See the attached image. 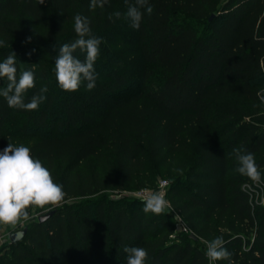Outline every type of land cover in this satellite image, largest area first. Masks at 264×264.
Wrapping results in <instances>:
<instances>
[{"label":"trees","instance_id":"1","mask_svg":"<svg viewBox=\"0 0 264 264\" xmlns=\"http://www.w3.org/2000/svg\"><path fill=\"white\" fill-rule=\"evenodd\" d=\"M149 4L153 12L141 9L139 29L129 20V46L118 52L143 61L138 85L114 63L106 67L109 55L100 50L96 86L83 82L69 92L58 85L55 59L62 44L78 39L74 17H88L93 35L111 38L122 28L125 0L94 10L90 0H0V62L15 52L17 75L22 60L34 72L26 103L49 89L34 111L10 108L0 96V151L12 122L34 129L27 147L65 192L47 219H34L22 240L0 250V264H127L125 247L146 249L145 264H229L210 261L201 236H222L232 264H264V205L245 187L252 181L236 171L233 151L254 154L264 170V109L250 103L261 102L264 88V0ZM116 11L121 17L110 20ZM74 55L85 56L79 49ZM7 83L0 78V89ZM176 160L185 173L168 194L195 237L176 231L165 212L146 214L142 199H83L137 178L144 186L153 179L151 165ZM91 161L111 171L85 167Z\"/></svg>","mask_w":264,"mask_h":264},{"label":"clouds","instance_id":"2","mask_svg":"<svg viewBox=\"0 0 264 264\" xmlns=\"http://www.w3.org/2000/svg\"><path fill=\"white\" fill-rule=\"evenodd\" d=\"M43 3V0H41ZM109 0H90V9L104 8ZM127 4L126 18L131 26L139 29L145 9L151 15L153 8L149 0H134ZM121 13L116 11L109 15V19H119ZM74 30L78 36L74 42L62 44L55 59V75L59 87L64 91H77L83 82L88 90L96 86L98 73L95 62L100 55L102 39L92 34L90 20L84 15L74 17ZM31 41V37L27 42ZM0 40V46L4 45ZM80 50L85 54L81 60L74 53ZM33 52L35 49L32 50ZM32 53L29 52L30 56ZM16 54L11 52L0 62V78H6L8 83L0 89V96L4 97L10 108L26 111L37 110L46 100L47 86H42L39 92L33 94L29 102H25L24 94L35 88V74L31 70H22L17 75ZM264 101V96L260 97ZM238 162L236 171L248 177L255 183L261 182V172L256 164L254 154L241 149H234ZM65 197L63 186L54 182L51 172L39 159L33 158L29 147L14 146L9 143L0 151V225L15 227L21 221L30 219L29 209H44L46 206L59 205ZM170 207L164 195L160 192L148 193L144 200L143 211L154 215H161ZM2 242V241H0ZM225 241L218 236L207 243V257L210 261L228 260L232 264V254L224 247ZM127 264H145L148 252L142 247H125Z\"/></svg>","mask_w":264,"mask_h":264},{"label":"rangeland","instance_id":"3","mask_svg":"<svg viewBox=\"0 0 264 264\" xmlns=\"http://www.w3.org/2000/svg\"><path fill=\"white\" fill-rule=\"evenodd\" d=\"M125 13V12H123ZM122 28H118L117 31L113 34L111 38H101L102 43L100 44L99 48L104 53H107L109 55L108 61H106L105 66L109 67L112 63H114L125 75L127 82L129 84H132L131 86H137L140 79H141V73L143 71V61L141 58L135 54L133 58L130 59H120L118 58V52L123 49L126 46H129V43L126 40V29L129 28V20L126 18V15H123L122 18ZM37 29V28H36ZM22 70H25V61L22 60ZM261 96H264V88L260 90ZM256 106L262 107L261 109H264V101L261 100V102H250ZM23 124L21 121H15L12 122L8 129H7V135H8V144L11 143L14 146H28L30 143V140L33 138V135L35 133V130L32 128H29L26 132H24L22 128ZM59 134H62V129L58 132ZM183 163H180V160H176L172 163H167L165 165L160 164H153L149 167V172L153 174V179L151 181H148L147 184L144 186H140L139 179H134L133 181L129 182L124 189H113V188H104L102 189L99 194L93 195L88 198L83 199H94L96 196L99 195H106L109 197H113L115 199L122 198V197H128L130 199H142L137 196V193L142 188H147L151 192H160L161 193V186L160 184L162 181H167L168 186L165 189L164 197L167 201H169L170 207L165 210L166 215L169 217V219L173 222L176 231H180V226L186 221L183 217L180 216V214L177 212V209L173 205V201L169 196V187L173 179L178 178L180 176H183L185 173V168L183 166ZM109 165L107 163L99 162V161H91L90 163H86L85 167L90 169H98L99 171L107 174L111 170L108 167ZM249 190L252 191V197L255 202V204L264 205V170H261V182L255 183L250 182L247 186ZM82 198L77 199H71L68 201V203H76L81 201ZM63 203H60L59 205L55 206H49L44 209H35L32 210V213L30 214V219L27 221H21L18 225L15 227L12 226H2L0 225V250L6 249L10 244L9 236L12 232H16L19 230L24 229L31 221L34 219L39 218L42 215H45L48 213L52 208L62 205ZM187 224V223H186ZM180 232H183L182 230ZM191 233H193L191 231ZM200 242L204 245V248L207 251V243L209 242V238L206 236H201L199 238Z\"/></svg>","mask_w":264,"mask_h":264},{"label":"built area","instance_id":"4","mask_svg":"<svg viewBox=\"0 0 264 264\" xmlns=\"http://www.w3.org/2000/svg\"><path fill=\"white\" fill-rule=\"evenodd\" d=\"M249 184H247V185H245V187L247 188V186H248ZM160 186H161V193L162 194H165V189L167 188V186H168V182L165 180V181H162V183L160 184ZM248 189V188H247ZM249 190V189H248ZM148 193H150V190L149 189H147V188H142V189H140L139 191H138V193H137V196L138 197H140V198H143V199H145V197H146V195L148 194ZM180 229L183 231V232H186V233H190L191 234V229H190V227L186 224V223H184V224H182L181 226H180ZM180 230V231H181Z\"/></svg>","mask_w":264,"mask_h":264},{"label":"water","instance_id":"5","mask_svg":"<svg viewBox=\"0 0 264 264\" xmlns=\"http://www.w3.org/2000/svg\"><path fill=\"white\" fill-rule=\"evenodd\" d=\"M214 17V14L210 17L211 19ZM53 213V211L46 213L45 215H42L39 217L40 221H44L45 219H47L51 214ZM27 228H24L22 230L16 231V232H12L9 236L10 242L15 243L17 241H20L23 239L24 234L26 233ZM192 237H195V235L193 233H191Z\"/></svg>","mask_w":264,"mask_h":264}]
</instances>
